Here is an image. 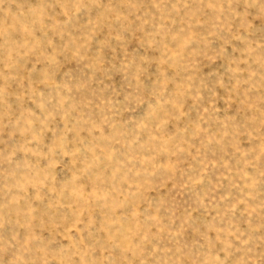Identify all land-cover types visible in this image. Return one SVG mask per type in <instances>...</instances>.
Wrapping results in <instances>:
<instances>
[{
  "label": "rangeland",
  "instance_id": "rangeland-1",
  "mask_svg": "<svg viewBox=\"0 0 264 264\" xmlns=\"http://www.w3.org/2000/svg\"><path fill=\"white\" fill-rule=\"evenodd\" d=\"M0 264H264V0H0Z\"/></svg>",
  "mask_w": 264,
  "mask_h": 264
}]
</instances>
